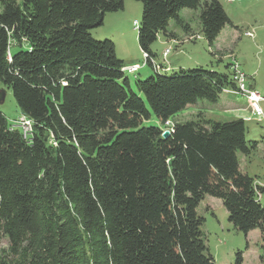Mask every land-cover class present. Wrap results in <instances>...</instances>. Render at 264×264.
<instances>
[{
    "label": "trees",
    "instance_id": "trees-1",
    "mask_svg": "<svg viewBox=\"0 0 264 264\" xmlns=\"http://www.w3.org/2000/svg\"><path fill=\"white\" fill-rule=\"evenodd\" d=\"M125 1L0 0V82L32 120L25 132L0 111V264H218L198 213L206 196L247 237L260 230L264 264V187L238 156L259 146L246 120L199 113L168 136L143 124L238 89L232 61L167 74L153 50L172 20L189 30L185 8L199 11L210 45L231 19L220 0H138L154 74L134 88L114 41L91 33ZM233 264H246L244 251Z\"/></svg>",
    "mask_w": 264,
    "mask_h": 264
},
{
    "label": "rangeland",
    "instance_id": "rangeland-1",
    "mask_svg": "<svg viewBox=\"0 0 264 264\" xmlns=\"http://www.w3.org/2000/svg\"><path fill=\"white\" fill-rule=\"evenodd\" d=\"M220 2L232 23L224 27L212 45L201 32L199 11L185 8L180 15L190 25L189 30H184L172 20L169 30L177 39L172 38L164 45L160 35L153 45L154 51L158 53L155 60L162 61L170 67L169 71L165 72L167 74H172L181 68L196 67L224 71L226 65L235 60L248 77L245 90L237 92L226 89L218 102L200 99L196 104L189 105L172 116L165 125L154 114L144 120L143 124L165 126L168 130L175 122L183 123L199 119V113L206 118L219 121H227L234 117L244 118L248 128L247 140L258 141L259 146L257 150H253L250 157L239 153L240 165L242 170L255 177L264 187V116L253 114L257 107L262 108L264 113V0H220ZM142 12L141 1L126 0L123 10L108 12L104 24L91 30L96 39L114 41L116 53L126 65L134 63L131 65L142 66L137 72L127 71L134 88L136 75L140 79H146L154 74L152 66L145 65L146 53L141 50L138 39ZM164 54H166L165 60ZM232 91L236 93H231ZM254 92L262 97L257 102L249 97ZM0 111L10 122L18 121L24 130L29 129L12 91L1 82ZM262 202L264 203V193ZM198 213L205 218L202 230L209 252L218 264H233L238 250L244 251L247 264H262L259 258V254L262 255L261 242L253 236L249 239L235 228L229 221L227 209L221 199L206 196L198 207ZM255 230L259 231V229Z\"/></svg>",
    "mask_w": 264,
    "mask_h": 264
},
{
    "label": "built area",
    "instance_id": "built-area-1",
    "mask_svg": "<svg viewBox=\"0 0 264 264\" xmlns=\"http://www.w3.org/2000/svg\"><path fill=\"white\" fill-rule=\"evenodd\" d=\"M231 1H234V0H231ZM165 56H166V54H164V56H163L164 60L166 59ZM153 63L155 65H158L156 63V61H153ZM141 67L142 66H139V65H130V66H126L125 69L127 71H130V72H135ZM233 70H234V76L233 77H234V80L236 81L237 86H238V89L235 90V91L243 92L245 90V83H246V80H247L248 77H247L246 73H244V71L240 68L239 63L237 61H235V60H233ZM249 97L252 100L256 101V102L259 101L262 98L260 94L258 95L255 92L251 93V95H249ZM253 114L257 115L259 117L264 116L263 110L260 107L255 108L254 111H253ZM22 116H23L24 120H26L27 126L29 127V129H27V130L26 129L24 130L23 127H22V129L25 132L31 131V129H32V120L29 117H27L26 115H22ZM19 124L22 125L21 123H19ZM166 131H169V129L166 130Z\"/></svg>",
    "mask_w": 264,
    "mask_h": 264
},
{
    "label": "crops",
    "instance_id": "crops-1",
    "mask_svg": "<svg viewBox=\"0 0 264 264\" xmlns=\"http://www.w3.org/2000/svg\"><path fill=\"white\" fill-rule=\"evenodd\" d=\"M161 35V40L162 42L164 43V45L167 43V41H170L172 38H174V35L173 36H166V35H163V34H160ZM160 35H159V38H160ZM158 38V39H159ZM174 39H177V38H174ZM174 41V40H172ZM154 50V49H153ZM155 52V51H154ZM157 53V52H156ZM158 54V53H157ZM162 62V61H160ZM163 63V62H162ZM131 64H134V63H131ZM129 64V65H131ZM166 64V63H165ZM129 65H126V66H129ZM167 65V64H166ZM169 67V66H168ZM231 93H236L234 91H232ZM252 236L255 237L257 239L258 242H261V232L260 230L257 231V230H252L250 231V233L248 234V238L249 239H252ZM259 258H260V254H259ZM245 263L247 264V261H246V258H245Z\"/></svg>",
    "mask_w": 264,
    "mask_h": 264
},
{
    "label": "water",
    "instance_id": "water-1",
    "mask_svg": "<svg viewBox=\"0 0 264 264\" xmlns=\"http://www.w3.org/2000/svg\"><path fill=\"white\" fill-rule=\"evenodd\" d=\"M169 134H170L169 131H165V132H164V136H168Z\"/></svg>",
    "mask_w": 264,
    "mask_h": 264
}]
</instances>
